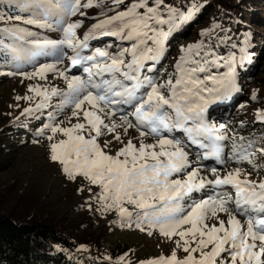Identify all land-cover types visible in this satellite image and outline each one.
<instances>
[{
  "label": "snow or ice",
  "instance_id": "1",
  "mask_svg": "<svg viewBox=\"0 0 264 264\" xmlns=\"http://www.w3.org/2000/svg\"><path fill=\"white\" fill-rule=\"evenodd\" d=\"M6 2L28 15L0 11V21L35 25L58 35L50 38L16 23L0 27L12 41L0 38V47L12 54L5 62L17 69L0 75L46 80L52 73L66 83V90L30 84V95L15 98H39L22 115L48 107L53 97H61L57 112L71 108L67 126L49 113L50 122L39 130L41 136L49 133L50 161L67 181L87 182L77 191L92 193L90 200L95 197L99 207L89 203V210L115 211L120 227H135L148 236L158 232L173 245L168 255L139 264H264V178L252 179L242 167L223 174L212 167L209 179L176 136L182 133L203 150L196 154L198 160L214 158L225 164L222 154L229 137L223 125L217 128L209 122V110L240 91L242 73L255 59L252 33L231 43L232 29L214 22L199 33L206 39L180 47L172 71L160 79L158 66L168 55L171 39L195 18L200 5L190 2L185 9L173 0ZM94 9L99 10L97 18L86 27L81 18L93 15ZM105 37L115 39L114 51L105 44L85 54L91 42ZM230 43L231 49L222 54ZM38 57L52 59L37 64ZM65 59L68 67L61 69ZM25 64L33 70H20ZM72 69H82L86 78L69 76ZM257 95L254 90L250 98L256 100ZM256 120L264 123V109L257 111ZM129 129L139 134L136 142L122 139L120 130L127 135ZM57 134L62 138L56 139ZM108 134L111 140L102 145L100 138ZM149 137L152 142H146ZM113 141L120 145L114 153L109 150ZM257 143L256 138L234 139L231 158L246 162L259 175L264 171V162H257L258 156L264 158V136L259 147ZM115 264L131 261L125 254Z\"/></svg>",
  "mask_w": 264,
  "mask_h": 264
},
{
  "label": "rangeland",
  "instance_id": "2",
  "mask_svg": "<svg viewBox=\"0 0 264 264\" xmlns=\"http://www.w3.org/2000/svg\"><path fill=\"white\" fill-rule=\"evenodd\" d=\"M98 11L95 10V13ZM4 13L6 15L27 16V14L22 13L11 14L7 11ZM96 18L94 14L85 22V26H90ZM12 23L28 27L31 31H42L43 35L47 32L52 38H58L55 33L46 29H39L35 25H24L22 22L0 21V27L11 26ZM86 27L80 30L81 34L83 30H86ZM3 50L8 56H12L6 49L3 48ZM69 54H71L70 50ZM45 59L38 57L36 63L51 62L50 59ZM33 67V65L25 64L20 70L32 71ZM59 67L61 69L68 67L67 59ZM247 67L246 73H252L257 81L253 85L243 88L241 96L237 100H234L233 95L228 101L221 102L222 105L234 103L232 105L234 107L232 117L226 120L220 119L217 122V117L212 116V124L217 128L223 125L222 131L229 137L224 142L225 147L222 154L225 160L224 165L219 164L214 158L198 160L196 152L202 153L203 150L191 145L182 133H176V136L187 144L186 151H189L193 164L201 166V175L207 176L209 179L213 178L210 173L212 167H216L221 174L232 168L242 167L245 171L252 173V179L264 178V171L257 175L256 171L246 162L238 164L231 158L234 139L239 142V138L244 137L246 142L247 139L256 138L257 147H259L260 138L264 136V123L256 120L257 111L264 109V50H262L259 60L252 62ZM9 71H17V69L0 60V72ZM68 74L69 76L81 75L86 78L82 69L79 71L72 69ZM30 84H40L49 88L57 87L63 90H66L67 87L63 78L52 73L48 74L46 80H39L38 78L25 80L20 76L0 75V210L13 208L17 212H35L37 216L51 214L56 218L74 222L69 229L75 241L81 242L84 237H90L93 241H89L92 244L91 247H84L80 244L79 249L91 251V255L98 259L108 260L110 251L116 249L117 246H126L129 249L127 257L131 264H139V261L155 258L161 254L168 255L173 245L164 240L158 232H155L153 236H148L135 227H120L119 218L115 211L101 213L89 210L87 207L89 203L93 204L94 207H99L95 197L90 200L89 197L92 196V193L77 191L79 187H87V182L67 181L59 166L49 159L50 142L46 138L49 133L45 131L44 135H39V130L50 122L49 113H54L56 120L58 122L63 121L64 126H67V118L71 116V108L66 107L62 112H57V105L61 97H53L49 101L48 107L34 111L32 114L22 115L24 108L29 106L34 108L39 99L36 98L32 101L15 99L17 96L30 95L31 93L28 91ZM254 90L258 93L256 100L250 98L251 92ZM244 96L245 100L241 101ZM42 111L44 112L43 118H46L43 123L39 120V114ZM115 119L117 122L119 121V114ZM72 122H75V118H72ZM120 131L125 142L130 138L136 142L139 134L134 129H129L127 135H124L122 130ZM111 136L112 134H108L101 137L100 143L103 145L106 140H111ZM60 138L62 137L57 134L56 139ZM33 141L38 142L34 143ZM146 142H152L151 137L147 138ZM119 147L120 145L113 141L109 150L114 153ZM257 162H264V158L258 156ZM228 190L232 191L230 188ZM93 191H98V189L93 186ZM221 218H225L223 214ZM240 219L243 220L244 218L240 217Z\"/></svg>",
  "mask_w": 264,
  "mask_h": 264
},
{
  "label": "trees",
  "instance_id": "3",
  "mask_svg": "<svg viewBox=\"0 0 264 264\" xmlns=\"http://www.w3.org/2000/svg\"><path fill=\"white\" fill-rule=\"evenodd\" d=\"M173 2L176 6L185 9L190 2L196 3L200 5V10L195 18L183 25L171 39L168 55L161 62L162 67L158 66L160 79H165L167 72L172 71V65L179 55L180 47L200 39H206L199 33L214 22H218L222 28L232 29L229 33L233 37L231 43H239L244 34L250 31L255 54L253 62L259 60L262 50H264V0H173ZM0 10L11 14L22 13L9 7L6 0H0ZM93 13L96 14L95 10ZM22 14L28 15V13ZM94 14L89 15L88 19L82 18L84 23ZM34 32L43 35L42 31ZM45 36L52 38L47 32ZM0 38H3L5 43L12 42L6 34H0ZM115 43L114 38L105 37L92 42L90 49L86 52L88 53L93 46L100 47L105 44L114 46ZM231 43L228 45V49H221L222 54L231 49ZM110 50L114 51L115 49L113 50L112 47ZM41 58L45 59V57ZM47 59L51 61L52 58ZM0 60H12V56H8L2 47H0ZM7 64L15 68L13 63ZM147 74L153 75L154 73ZM241 79L240 91L233 94L234 100L241 96L243 88L251 86L257 81L252 73L246 72L242 73ZM244 100L245 96L241 101ZM221 102L212 105L215 108L210 106L208 117L210 123L213 121L212 116L217 117V122L220 119L226 120L232 117L234 103L222 105ZM39 115V120L43 123V120L46 119L43 118L44 112L42 111ZM73 224L74 222L56 218L51 214L37 216L35 212H17L13 208L0 210V264H115L121 255L129 254V249L126 246H117L116 249L110 251L108 260H104L91 255L89 250L79 249L80 244L84 247H91L92 244L89 241H93L90 237H84L81 242L75 241L69 229Z\"/></svg>",
  "mask_w": 264,
  "mask_h": 264
}]
</instances>
